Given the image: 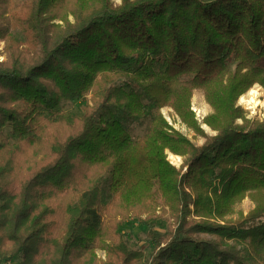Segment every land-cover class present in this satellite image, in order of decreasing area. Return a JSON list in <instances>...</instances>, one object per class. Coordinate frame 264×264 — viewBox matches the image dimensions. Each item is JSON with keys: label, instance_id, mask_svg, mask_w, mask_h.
<instances>
[{"label": "trees", "instance_id": "1", "mask_svg": "<svg viewBox=\"0 0 264 264\" xmlns=\"http://www.w3.org/2000/svg\"><path fill=\"white\" fill-rule=\"evenodd\" d=\"M0 39V263L264 264V120L236 106L264 87V0H0ZM195 88L215 135L191 109ZM165 106L206 141L170 127ZM247 196L252 212L219 221ZM131 213L148 252L127 244Z\"/></svg>", "mask_w": 264, "mask_h": 264}, {"label": "rangeland", "instance_id": "2", "mask_svg": "<svg viewBox=\"0 0 264 264\" xmlns=\"http://www.w3.org/2000/svg\"><path fill=\"white\" fill-rule=\"evenodd\" d=\"M112 2L115 5H120L122 3V0H112ZM56 22L62 23V21L60 20H56ZM14 33L20 36L18 31H15ZM20 43L21 46H27L23 42ZM9 61H10V56L6 50V42L5 40L0 39V63H7ZM255 85H259V84H255ZM261 88H262V94L260 95L259 100L262 101V104L258 106L256 109H252L249 105L242 104L240 102V97L244 94H247L250 89L247 90L245 93H243L236 101V106L242 108L245 111L246 118L252 121L264 120V87L261 86ZM86 99L88 100L90 105H93L94 93L89 92L86 95ZM74 107H75V103H65V108L67 110H73ZM191 109L194 112L196 119L201 124V128L204 130L205 134L208 136L215 135L216 131L213 130L209 125L204 123V119L208 115L214 112L213 107L209 104L206 98L204 90L200 88L193 89L192 98H191ZM161 112L170 127L180 132L181 134L185 135L196 146H201L206 141L207 137L203 136L193 128L189 127L186 123H184L180 118V116L175 112V110L172 107L165 106L162 108ZM238 122L242 123L243 120L239 119ZM148 125H149L148 120L144 121L141 124L135 125L134 135L136 137H141L145 133V130ZM4 132L5 134L9 135L10 129L7 127L4 129ZM170 154L177 155L180 157V159L178 161L173 160ZM166 155H167V160L172 165L176 166L177 169L183 167L187 159L186 156L173 153L169 149H166ZM186 170H187V166H184L183 172H185ZM149 205L150 206L152 205L156 209L158 215H162V217H164L162 221L163 224L161 226H157L156 229L163 234L167 233L169 227L170 228L173 227V224H171L173 222V216L169 206H167L164 202V198L161 191L156 185L152 187V200L151 203H149ZM255 207H256V202L250 196H247L241 202H238L234 206L232 213L226 215L225 218L220 219L219 221L221 223H236L238 220L243 219L250 212H252L255 209ZM147 215L148 213L146 212L142 215V217L146 218ZM129 218L130 219L127 220L126 223L122 225L123 232L125 233V238L129 248L141 249L145 252L150 251L153 246V242L147 236V227L139 223L138 222L139 219L136 218V216H134L133 213H131ZM118 220H121V217H119ZM201 236L212 238V236H209L207 234H202ZM96 253H97V258L99 260L106 261L109 259L107 252L104 250L97 249ZM21 260H22L21 256H18L14 259L5 260L0 264H21Z\"/></svg>", "mask_w": 264, "mask_h": 264}, {"label": "bare ground", "instance_id": "3", "mask_svg": "<svg viewBox=\"0 0 264 264\" xmlns=\"http://www.w3.org/2000/svg\"><path fill=\"white\" fill-rule=\"evenodd\" d=\"M261 94H262L261 86L255 85L248 91L247 94H244L240 97V102L242 104L249 105L252 109H256L258 106L262 104V101L259 100ZM170 155L173 160L178 161L180 159V157L177 155H172V154Z\"/></svg>", "mask_w": 264, "mask_h": 264}]
</instances>
